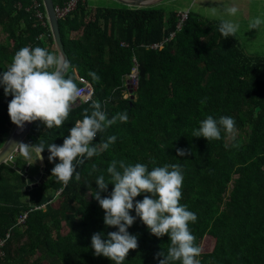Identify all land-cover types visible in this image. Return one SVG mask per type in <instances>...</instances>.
I'll return each instance as SVG.
<instances>
[{
	"label": "trees",
	"instance_id": "obj_1",
	"mask_svg": "<svg viewBox=\"0 0 264 264\" xmlns=\"http://www.w3.org/2000/svg\"><path fill=\"white\" fill-rule=\"evenodd\" d=\"M66 1L53 0L56 7ZM89 7L87 0L80 1L59 26L76 82L80 86L84 77L93 96L88 103L78 101L60 128L34 121L28 141L62 146L84 109L91 113V101H99L109 119L127 112L128 120L97 134L93 145L112 135L117 140L78 164L80 181L73 175L66 186L52 176L59 158L50 162L47 148L43 172L49 177L30 189H24L23 174L0 164V264H114L91 247L93 234L107 239L108 232L118 231L105 224V211L91 194L99 190L97 177L110 181L107 168L114 159L144 163L149 170L181 165L180 203L197 215L189 224L195 243L201 248L205 236L213 240L212 249L197 257L201 264H264V54H248L237 35L222 36V20L191 10L183 14L159 4L120 2ZM0 27V73L26 46L58 54L42 0H0ZM11 99L0 84V147L13 126ZM209 115L234 118V138L223 129L219 140L192 136ZM178 149L186 155L179 156ZM26 162L18 157L16 165L25 168ZM39 170L36 164L29 167V173ZM113 189L110 183L101 197H110ZM145 195L151 194L135 200ZM128 231L137 236L138 248L129 251L124 264L164 259L157 253H167L169 235L155 236L139 217Z\"/></svg>",
	"mask_w": 264,
	"mask_h": 264
},
{
	"label": "clouds",
	"instance_id": "obj_2",
	"mask_svg": "<svg viewBox=\"0 0 264 264\" xmlns=\"http://www.w3.org/2000/svg\"><path fill=\"white\" fill-rule=\"evenodd\" d=\"M225 11L228 15L235 16L239 9L230 6ZM262 25L264 18L255 17L248 27L259 30ZM239 27L238 23L222 20L219 32L224 38L236 36ZM69 71L72 75H68ZM89 75L93 80H99L95 72H89ZM76 80L75 69L62 54L49 52L47 48L39 46L21 48L15 53L10 67L0 73V84L4 85L5 94L13 96L8 105L11 121L21 129L26 122L37 120L42 121L49 129L62 127L78 101L88 103L90 100ZM90 107L91 113L89 114V109H84L83 119L75 121L62 146L55 143L45 146L43 142L17 144L16 148L27 164L33 165L36 161H42V154L47 148L50 162L59 158V163L51 170L52 176L65 186L73 175L76 181H80L78 164L99 155L117 140L112 135L101 144L93 145L97 134L103 133L117 121L128 120L127 112L117 113L109 119L99 101H91ZM222 129L234 138V118L221 116L217 120L209 115L200 122L198 129L193 130L192 136L204 137L208 141L219 140ZM177 153L179 156L186 155L183 149H178ZM107 172L110 174V181H106L103 175L97 177L95 181L99 190L91 194L105 211V224L117 227L118 231L108 232L107 239H103L99 232L93 234L91 247L96 256L103 255L114 264H124L129 251L138 248V238L128 228L139 217L155 236H170L167 253H157L158 257H164L159 264H173L175 261H181L182 264H201L197 257L201 255L202 249L196 245V238L189 227L190 223L197 221V215L188 210L187 205L180 203L184 180L180 164H165L149 170L144 163L128 164L114 159ZM110 183L114 184L110 197L102 198L101 192L107 191ZM141 193L151 195H145L142 201L135 200ZM133 209L135 216L130 214Z\"/></svg>",
	"mask_w": 264,
	"mask_h": 264
},
{
	"label": "rangeland",
	"instance_id": "obj_3",
	"mask_svg": "<svg viewBox=\"0 0 264 264\" xmlns=\"http://www.w3.org/2000/svg\"><path fill=\"white\" fill-rule=\"evenodd\" d=\"M89 8L97 6H115L119 3L116 0H87ZM246 0H165L159 3V7L165 8L167 11L170 8H175L179 12L186 14V11L197 12L202 18L208 20H230L240 25L237 32V37L244 50L248 54H264V31L263 27L258 29H249L250 21L255 17L264 18V1L259 8L253 7L252 15H249V21L244 22V14L247 12ZM257 3H252L255 5ZM236 6L239 11L235 16H230L226 13V7ZM56 10V6H55ZM256 10V11H255ZM258 12V15H256ZM252 17V19H250ZM60 19V18H59ZM4 39V32L0 27V41ZM132 78V83H134ZM128 95V94H127ZM126 96V95H125ZM39 122V121H38ZM213 247V240L209 236H205L201 241L202 251H209Z\"/></svg>",
	"mask_w": 264,
	"mask_h": 264
},
{
	"label": "water",
	"instance_id": "obj_4",
	"mask_svg": "<svg viewBox=\"0 0 264 264\" xmlns=\"http://www.w3.org/2000/svg\"><path fill=\"white\" fill-rule=\"evenodd\" d=\"M42 1L45 7L48 24L53 36L55 47L58 51V55L62 54L70 62L69 57L64 48V43L62 41L61 31L59 26V18L55 10V4L53 0H42ZM116 1L130 7H147V6L159 4L163 0H116ZM257 109H259V107H257ZM32 125L33 122L30 123L26 122L23 129H21L19 126L13 123L9 135L7 136L3 145L0 147V164L6 163L9 166L14 167L18 172H20L26 177V185L24 186V189H30L33 186L40 184L41 182L44 181V179H47L49 177V174H45L43 172L44 171L43 160L35 162V164L40 167V170L34 174L29 173V167H30L29 164H27L25 168H21L16 165L18 157H21L23 160H25L24 156L20 153V151L16 148V146L21 142L25 144H30L27 136L31 131Z\"/></svg>",
	"mask_w": 264,
	"mask_h": 264
},
{
	"label": "built area",
	"instance_id": "obj_5",
	"mask_svg": "<svg viewBox=\"0 0 264 264\" xmlns=\"http://www.w3.org/2000/svg\"><path fill=\"white\" fill-rule=\"evenodd\" d=\"M83 0H67L63 6H57L56 7V13L58 18H65L68 14H70L73 10L76 9L78 3ZM40 18L43 17L42 13L38 14ZM174 35V33L171 34V37ZM136 74H137V69L135 68L133 70V76L132 78L135 81L136 84ZM79 81L82 83L79 87L83 90L84 94L86 96H89L90 98L93 96V87L90 82H88L84 77H79ZM24 216L21 217L20 219L23 220ZM2 243V242H1ZM0 243V245H1Z\"/></svg>",
	"mask_w": 264,
	"mask_h": 264
},
{
	"label": "crops",
	"instance_id": "obj_6",
	"mask_svg": "<svg viewBox=\"0 0 264 264\" xmlns=\"http://www.w3.org/2000/svg\"><path fill=\"white\" fill-rule=\"evenodd\" d=\"M264 0H246V2L248 3L246 8H247V12L244 14V18H243V21L244 22H248L249 21V15H252V11H254L253 7H257L259 8V6L261 5V3L263 2ZM252 3H257L255 5H252ZM256 11V10H255ZM258 15V12L257 14ZM252 19V17L250 18ZM263 28V31H264V26H262ZM26 162V161H25ZM27 165V162L25 164V166Z\"/></svg>",
	"mask_w": 264,
	"mask_h": 264
},
{
	"label": "flooded vegetation",
	"instance_id": "obj_7",
	"mask_svg": "<svg viewBox=\"0 0 264 264\" xmlns=\"http://www.w3.org/2000/svg\"><path fill=\"white\" fill-rule=\"evenodd\" d=\"M32 174H34V173H32Z\"/></svg>",
	"mask_w": 264,
	"mask_h": 264
}]
</instances>
